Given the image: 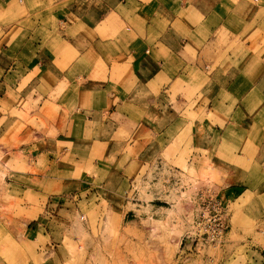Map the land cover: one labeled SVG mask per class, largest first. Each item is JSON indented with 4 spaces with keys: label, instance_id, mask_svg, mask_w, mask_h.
Here are the masks:
<instances>
[{
    "label": "crops",
    "instance_id": "1",
    "mask_svg": "<svg viewBox=\"0 0 264 264\" xmlns=\"http://www.w3.org/2000/svg\"><path fill=\"white\" fill-rule=\"evenodd\" d=\"M0 151L9 190L43 199L27 237L49 246L106 167L133 191L185 166L260 222L264 0H0Z\"/></svg>",
    "mask_w": 264,
    "mask_h": 264
},
{
    "label": "rangeland",
    "instance_id": "2",
    "mask_svg": "<svg viewBox=\"0 0 264 264\" xmlns=\"http://www.w3.org/2000/svg\"><path fill=\"white\" fill-rule=\"evenodd\" d=\"M106 162L113 164L114 159ZM10 166L0 151V264H253L247 244L264 247V219L248 226L237 204L228 206L229 214L235 211L233 228L222 242L190 240L186 234L193 225L196 195L205 187L195 178L202 176L187 173L183 165L161 169L159 164L160 174L149 173L146 183H135L133 191L115 172L100 170L95 180L99 197L87 198L84 191L74 217L48 223L53 244L61 246H49L44 236L29 240L34 222L29 220L43 212V199L28 194L19 198L10 191L5 182ZM209 174L213 180L214 172ZM27 198L39 205L25 207Z\"/></svg>",
    "mask_w": 264,
    "mask_h": 264
},
{
    "label": "built area",
    "instance_id": "3",
    "mask_svg": "<svg viewBox=\"0 0 264 264\" xmlns=\"http://www.w3.org/2000/svg\"><path fill=\"white\" fill-rule=\"evenodd\" d=\"M195 204L188 238L200 244L222 242L229 228L230 214L218 191L206 185L197 192Z\"/></svg>",
    "mask_w": 264,
    "mask_h": 264
}]
</instances>
